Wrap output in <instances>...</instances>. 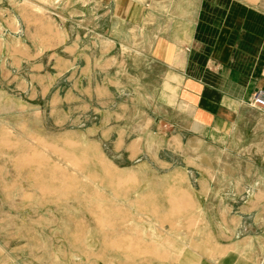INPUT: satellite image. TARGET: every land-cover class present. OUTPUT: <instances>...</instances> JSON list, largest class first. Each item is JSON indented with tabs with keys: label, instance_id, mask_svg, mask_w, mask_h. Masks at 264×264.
Segmentation results:
<instances>
[{
	"label": "rangeland",
	"instance_id": "obj_1",
	"mask_svg": "<svg viewBox=\"0 0 264 264\" xmlns=\"http://www.w3.org/2000/svg\"><path fill=\"white\" fill-rule=\"evenodd\" d=\"M71 2L0 0V264H176L185 245L224 239L233 195L263 193L249 184L264 155L247 143L201 169L161 149L164 69L105 44Z\"/></svg>",
	"mask_w": 264,
	"mask_h": 264
},
{
	"label": "crops",
	"instance_id": "obj_2",
	"mask_svg": "<svg viewBox=\"0 0 264 264\" xmlns=\"http://www.w3.org/2000/svg\"><path fill=\"white\" fill-rule=\"evenodd\" d=\"M80 4L99 21L92 34L120 47L123 54L144 57L164 69L160 108L153 119L159 139H168L161 149L176 147L177 155L199 161L201 169L205 165L209 169L214 153L222 158L226 153L241 154L247 143L250 156L264 155V110L249 102L254 92L264 90V0H83ZM145 132L137 136L142 138L141 151L126 149L129 160L147 151ZM126 136L125 129L118 134L119 139ZM120 141L114 144L118 152L124 148ZM250 162L264 169V160ZM258 185L264 186V181L249 184ZM261 191V195L252 189L233 195L232 209L221 214L225 218L231 214V220L217 226L224 239L185 245L176 264H264V188ZM204 217H209L207 209ZM168 248L180 249L177 244Z\"/></svg>",
	"mask_w": 264,
	"mask_h": 264
},
{
	"label": "built area",
	"instance_id": "obj_3",
	"mask_svg": "<svg viewBox=\"0 0 264 264\" xmlns=\"http://www.w3.org/2000/svg\"><path fill=\"white\" fill-rule=\"evenodd\" d=\"M249 102L252 107L264 110V90L254 92Z\"/></svg>",
	"mask_w": 264,
	"mask_h": 264
}]
</instances>
